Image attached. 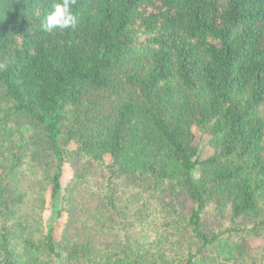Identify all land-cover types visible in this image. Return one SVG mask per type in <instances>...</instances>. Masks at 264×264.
I'll return each mask as SVG.
<instances>
[{
	"label": "trees",
	"instance_id": "obj_1",
	"mask_svg": "<svg viewBox=\"0 0 264 264\" xmlns=\"http://www.w3.org/2000/svg\"><path fill=\"white\" fill-rule=\"evenodd\" d=\"M55 2L0 0V264H264V0H74L76 27L45 33Z\"/></svg>",
	"mask_w": 264,
	"mask_h": 264
},
{
	"label": "rangeland",
	"instance_id": "obj_2",
	"mask_svg": "<svg viewBox=\"0 0 264 264\" xmlns=\"http://www.w3.org/2000/svg\"><path fill=\"white\" fill-rule=\"evenodd\" d=\"M100 105H102V115H109L110 113H112L113 109L111 107V104L109 103L108 100H106V102L104 103H99ZM92 110V108H91ZM92 115L90 114L91 117ZM191 133L194 136V144L198 145V159L201 160H205L207 158H209L210 156L213 155V149L209 146L208 144V136H202L200 135V133L197 131V129L195 127H191ZM39 135V134H36ZM39 136L33 137L31 140V146L33 147V149L35 150V170L38 172H41V169H49L50 171H54L55 170V164H53L51 162V159L49 158V154L44 153L43 150H41L40 146H39ZM66 148L69 151H73L75 150L76 144H74L73 142H70ZM30 150L28 151V154H30ZM104 161L106 163H110V157L109 156H105L104 157ZM85 163L82 161H79L78 158L76 156H72L70 159V162H66L62 165V175L60 178V184H61V193L59 195V197H57L55 199V204L60 205L61 200L65 194V190L67 185L69 184V182L71 181L74 173L76 172V170L78 171H82V166ZM85 168L84 169H88V165H84ZM35 175L33 173H29L27 172L26 174V182L30 187V191L31 192H41L43 193V197H44V206L43 208H41V224L45 227V230L47 232V228L50 222V219L52 217V210H51V199H50V186L47 185L46 182H42L40 180V178L37 181H33L34 180ZM194 177L196 179H198L200 177V169H197L196 173L194 174ZM34 185V186H33ZM35 187V189H34ZM39 195V194H38ZM35 199L37 198V195L34 196ZM178 202H179V207L185 212V211H189L192 207V202H190V200L188 199L187 196H185V194H182L179 198H178ZM33 203H36L33 200ZM38 203V202H37ZM34 207V206H32ZM36 211L39 210V204H37L35 207ZM33 208V209H34ZM32 209V210H33ZM29 213V212H28ZM36 214H32L31 211L29 213V216L31 217V219L36 222V218H35ZM208 217H205V219L211 223V225L217 226V223L220 222L221 218L218 216V218L216 219L214 217V215H207ZM67 223V215L62 213L61 218L57 221L54 222L51 227H53V237L54 240L56 242H59L64 230V227ZM250 247L253 250H260L262 248H264V239H253L250 241L249 243ZM52 264H56L55 261L52 262Z\"/></svg>",
	"mask_w": 264,
	"mask_h": 264
},
{
	"label": "clouds",
	"instance_id": "obj_3",
	"mask_svg": "<svg viewBox=\"0 0 264 264\" xmlns=\"http://www.w3.org/2000/svg\"><path fill=\"white\" fill-rule=\"evenodd\" d=\"M74 0H58L53 3L52 10L48 12L41 22V31L52 33L56 30L75 28L77 16L73 13L72 4Z\"/></svg>",
	"mask_w": 264,
	"mask_h": 264
}]
</instances>
